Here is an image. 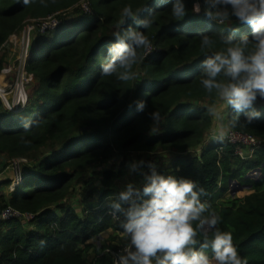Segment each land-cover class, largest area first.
<instances>
[{
    "label": "trees",
    "instance_id": "trees-1",
    "mask_svg": "<svg viewBox=\"0 0 264 264\" xmlns=\"http://www.w3.org/2000/svg\"><path fill=\"white\" fill-rule=\"evenodd\" d=\"M83 1L0 0V49L28 20L59 13L62 23L54 31L63 29L29 55L27 74L39 81L25 108L8 110L0 99V154L13 160L49 146L60 147L34 168L23 169L21 183L10 195H0V210L12 207L35 216L32 229L19 220L0 222V264H112L106 251L129 243L121 228L123 216L115 220L111 204L93 209L86 205L95 197L97 182L104 188L101 198L109 197L118 174L105 169L101 175L93 171L87 176L86 171L109 164L115 156L160 149L195 150L160 172L196 180L205 189L201 200L218 218L217 227L232 233L247 264H264V146L244 160L223 139L208 144L215 119L206 109L219 97L200 84L201 61L223 51V37L233 29H238L237 40L250 36V26L217 24L205 16L203 0L200 14L191 11L193 0H185L189 14L184 18L171 15L173 0H87L91 14L80 13ZM125 6L141 19L150 17L145 35L155 50L149 56V49L138 50L142 58L133 66L136 78L120 81L102 75L100 66L106 62L107 47L113 42L110 33ZM69 12L81 14L79 20H71ZM129 25L136 27L132 19L124 27ZM202 34H210V48L201 47ZM248 47L251 50L253 45ZM3 67L0 57V72ZM137 99L148 102L144 112L136 110ZM258 101L256 109L262 115L250 124L243 123L241 113L240 122L230 125L235 113L229 107L228 127L264 140V99ZM153 110L161 113V128L149 135ZM25 123L31 125L27 130ZM78 185L82 213L68 203ZM244 189L251 194L234 195ZM109 232L112 235L98 245L96 241Z\"/></svg>",
    "mask_w": 264,
    "mask_h": 264
},
{
    "label": "clouds",
    "instance_id": "clouds-1",
    "mask_svg": "<svg viewBox=\"0 0 264 264\" xmlns=\"http://www.w3.org/2000/svg\"><path fill=\"white\" fill-rule=\"evenodd\" d=\"M23 2L27 4L29 0ZM203 3L205 16L217 24L239 23L251 28V35L245 34L239 40L235 39L238 29H233L223 37L224 50L206 56L200 64L201 86L209 93L215 91L235 113L228 123L235 126L243 113V123L250 124L261 117L255 104L264 99V0H203ZM191 11H202L200 0H193ZM170 12L173 17H186L189 12L185 0H173ZM128 19L134 20L136 27H124ZM150 23V17L139 18L131 6L122 9L112 33L113 42L106 50V62L100 66L102 75H114L120 81L136 78L133 66L142 58L138 50L152 46L145 35ZM200 44L202 48H210L213 44L210 34H202ZM133 103L138 112H144L148 106L144 99ZM206 110L217 120L222 119L214 105ZM149 115L153 122L149 135H156L160 132L161 113L153 110ZM30 126L25 123V130ZM226 135L227 129L221 127L218 138ZM145 163L146 172L142 168ZM129 168L141 172L143 187L129 182L111 203L110 215L116 219L123 216L121 228L129 239L114 264H247L233 243L232 233L217 227L218 218L207 201L201 200L205 189L196 180L165 175L152 161L132 162Z\"/></svg>",
    "mask_w": 264,
    "mask_h": 264
},
{
    "label": "rangeland",
    "instance_id": "rangeland-1",
    "mask_svg": "<svg viewBox=\"0 0 264 264\" xmlns=\"http://www.w3.org/2000/svg\"><path fill=\"white\" fill-rule=\"evenodd\" d=\"M80 13L82 12V8H78ZM201 13V12H200ZM198 13V14H200ZM72 16L70 19L73 18L75 20H79L81 14L75 13V12H69L67 16ZM33 28L30 37H29V50L27 57L29 58V55L37 51L39 48L43 47L45 44H49L53 37L62 32L63 29H59L57 31H48V32H40L38 30V23L34 21H27L22 28L16 33V36L13 37L11 35L8 39V41L3 45V47L0 49V57L3 58L4 67L2 71L0 72V87H3L7 91L8 96H3V94L0 93V96L2 98V101L4 103V106L11 111H21L25 108V104L18 103V95H17V88L20 87L21 94H25L23 97L24 99L27 98L29 101L32 97V92L35 91L38 87V78L33 75H28L26 71V66L28 61V58L25 57V50L23 43L27 41V32L29 28ZM27 31V32H26ZM112 36V33H110ZM26 36L25 40L24 37ZM20 75H19V74ZM16 82V83H15ZM18 85V86H17ZM20 99V97H19ZM262 102V101H261ZM207 104V103H206ZM217 108V111L221 112L222 119L217 120L214 117V123L212 126V129L210 132H208V136L206 140L208 141V144L211 142H220L222 139L218 138L219 130L221 127H224L227 129V132L231 130L228 127L227 119H228V107H226L223 104V101L220 99L218 102L214 105ZM260 107V101H257L255 104V108ZM161 128V125H160ZM205 140V141H206ZM60 151L59 146H49L47 148L40 149L37 152H34L30 154L27 158H21L16 159L18 160V164L20 166L21 173L23 169L27 168H34L38 162V160L44 158L45 156L55 154L56 152ZM195 150H191L187 153H180L176 152L175 150H158L154 153H132L129 157L123 158L119 156H115L113 160L106 165L103 166H94L91 169H88L87 176H92V172H98V175H101V171L107 169L109 171L115 172L118 174L117 179L114 182V185L112 187V193L109 197L106 199H102L101 196L103 194L104 188L97 182L94 189L96 191L95 197L92 199L90 203L86 205L87 208L93 209L100 207L101 205H110L114 200L118 199V194L125 185L129 182H134L137 187H141L143 185V176L141 172L138 170L136 172H132L129 168V165L132 162L144 160L145 162L152 161L157 165V170L160 172L162 168L166 167L171 163V161L175 159H181V158H187V156L194 154ZM13 160L8 159L5 155L0 154V169L3 168L4 171L0 174V195H10L15 187H17L19 184V180L15 178V168L13 169ZM143 171H148L147 169V163L142 166ZM10 182V183H7ZM234 188V187H233ZM82 188L80 185L76 187L74 192L71 194L70 198L68 199V203L75 206L77 211L79 213H82L83 210V204L80 202V191ZM251 194V191L248 189H244L241 191L236 192L234 195L238 198H243L247 195ZM231 195V194H230ZM230 195H227L225 197L226 200H229L231 198ZM26 227V229H32L34 225H31L30 223H23ZM112 235V232L106 233L103 236V239L98 242V245H101L103 243L104 239H108Z\"/></svg>",
    "mask_w": 264,
    "mask_h": 264
},
{
    "label": "built area",
    "instance_id": "built-area-1",
    "mask_svg": "<svg viewBox=\"0 0 264 264\" xmlns=\"http://www.w3.org/2000/svg\"><path fill=\"white\" fill-rule=\"evenodd\" d=\"M83 10L84 13L86 14H91V8H90V4L87 0H84L82 3H81V6H80ZM59 16V13L57 14H54L52 16H49L48 18H45V19H39V20H28V21H34L36 23H38V30L42 33L44 32H48V31H54L55 29H57L60 24L62 23L61 20L58 18ZM34 27L32 28H29L28 29V32H27V41H25L23 43V45H25L24 47V50H25V57H27V54H28V50H29V37H30V34L32 32ZM16 36V33L13 34V37ZM26 36L24 37V40H25ZM155 49L153 47H151L147 53H146V56H149L150 54H152V52L154 51ZM28 58V57H27ZM26 62H27V59H26ZM18 86V85H17ZM17 95H18V103H22V104H27V98L24 99V95L23 94H18L17 92ZM4 96V95H3ZM20 97V99H19ZM0 98H2L0 96ZM2 100V99H1ZM224 141H226L228 144L230 145H233L236 147V154L241 157L242 159L246 160V159H250L255 151L258 149V148H261L262 146H264V140L260 139V138H257L251 134H248V133H242V132H239V131H235V130H229L227 132V135L223 138ZM20 162V161H19ZM18 160L16 161V159H13V169L15 168V178L17 180H19V184L21 183V176H22V173H21V170H20V166H19V163ZM17 184V185H19ZM114 218V217H113ZM35 219V216L34 215H31V214H25V213H22L12 207H8L4 210H0V222L2 221H10V220H19L21 221L22 223H31L33 222ZM115 220H121V217L120 219H116L114 218ZM124 248V247H123ZM123 248H120L118 250H107L106 252L108 254H110L111 258H112V264H114V259L116 258L117 254L123 249Z\"/></svg>",
    "mask_w": 264,
    "mask_h": 264
},
{
    "label": "bare ground",
    "instance_id": "bare-ground-1",
    "mask_svg": "<svg viewBox=\"0 0 264 264\" xmlns=\"http://www.w3.org/2000/svg\"><path fill=\"white\" fill-rule=\"evenodd\" d=\"M19 74V73H18ZM20 75V74H19ZM16 83V82H15ZM17 92H18V94H20L21 93V90H20V87L18 86V88H17ZM0 93L1 94H3V95H5L6 93H7V91L3 88V87H0Z\"/></svg>",
    "mask_w": 264,
    "mask_h": 264
}]
</instances>
